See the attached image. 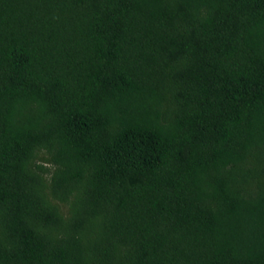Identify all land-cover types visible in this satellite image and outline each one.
I'll use <instances>...</instances> for the list:
<instances>
[{"label":"trees","instance_id":"16d2710c","mask_svg":"<svg viewBox=\"0 0 264 264\" xmlns=\"http://www.w3.org/2000/svg\"><path fill=\"white\" fill-rule=\"evenodd\" d=\"M0 264H264V0H0Z\"/></svg>","mask_w":264,"mask_h":264}]
</instances>
